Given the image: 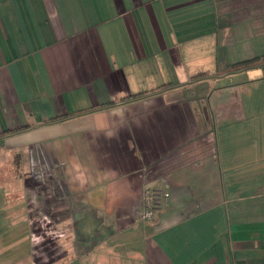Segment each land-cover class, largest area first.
Returning <instances> with one entry per match:
<instances>
[{
	"label": "crops",
	"instance_id": "crops-1",
	"mask_svg": "<svg viewBox=\"0 0 264 264\" xmlns=\"http://www.w3.org/2000/svg\"><path fill=\"white\" fill-rule=\"evenodd\" d=\"M36 182L54 264H264V0H0V264Z\"/></svg>",
	"mask_w": 264,
	"mask_h": 264
},
{
	"label": "rangeland",
	"instance_id": "rangeland-1",
	"mask_svg": "<svg viewBox=\"0 0 264 264\" xmlns=\"http://www.w3.org/2000/svg\"><path fill=\"white\" fill-rule=\"evenodd\" d=\"M14 168H12L13 170ZM15 183V182H13ZM35 184V192L33 193L34 198L30 201L32 205V209L28 210V215L24 212L20 211V203H24V200H6V202L12 201L13 203L19 204L16 207V211H13L12 214H16V218H13L19 224L17 230L12 232L11 241L17 244L16 250L22 248L21 243H24V240H28L31 238L30 230H29V223L32 221L31 224L33 227L34 235H35V258L38 264H54L52 262L57 261L60 248L58 246L59 240L61 238L59 235L65 233L69 234L70 232L58 231L57 223L62 222L65 219H68V215L58 213L54 209L48 211L46 205L50 204L51 206L55 207L56 205L54 202L57 201V191L56 186H53V189L47 185V183L43 184L41 182H36ZM19 184V185H18ZM14 185L15 190H19L21 186V182ZM8 189L7 184L3 186L0 190V199L4 196V192ZM53 196V197H51ZM3 200H0V207H4ZM57 203V202H56ZM49 208V207H48ZM52 208V207H51ZM0 217L2 219L1 226L3 228L7 227L8 223L10 222V212L8 209L0 208ZM54 211V212H53ZM7 218V219H6ZM28 219V220H27ZM51 223L53 224L51 227ZM50 224V225H49ZM51 227V228H50ZM5 233V232H3ZM23 246H25L23 244ZM23 249H25L23 247Z\"/></svg>",
	"mask_w": 264,
	"mask_h": 264
},
{
	"label": "built area",
	"instance_id": "built-area-1",
	"mask_svg": "<svg viewBox=\"0 0 264 264\" xmlns=\"http://www.w3.org/2000/svg\"><path fill=\"white\" fill-rule=\"evenodd\" d=\"M170 194L166 189L147 188L143 195V206L139 213L142 220L150 221L154 218L157 210L167 206Z\"/></svg>",
	"mask_w": 264,
	"mask_h": 264
},
{
	"label": "trees",
	"instance_id": "trees-1",
	"mask_svg": "<svg viewBox=\"0 0 264 264\" xmlns=\"http://www.w3.org/2000/svg\"><path fill=\"white\" fill-rule=\"evenodd\" d=\"M247 63H249V62H247Z\"/></svg>",
	"mask_w": 264,
	"mask_h": 264
}]
</instances>
